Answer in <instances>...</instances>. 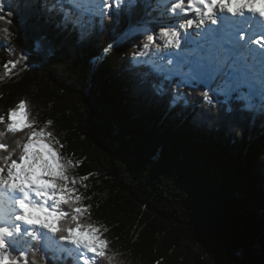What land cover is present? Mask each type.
Returning a JSON list of instances; mask_svg holds the SVG:
<instances>
[{"label":"trees","instance_id":"16d2710c","mask_svg":"<svg viewBox=\"0 0 264 264\" xmlns=\"http://www.w3.org/2000/svg\"><path fill=\"white\" fill-rule=\"evenodd\" d=\"M145 1L84 14L68 0H3L0 109L27 98L32 129L53 121L46 131L70 165L58 227L74 215L69 227L106 242L89 264H264V106L206 101L203 86L134 62L142 36L126 31L163 19ZM29 131L3 141L0 154L12 155L0 173L20 162ZM17 239L6 254L20 264L19 250L29 264H80L40 238Z\"/></svg>","mask_w":264,"mask_h":264},{"label":"snow or ice","instance_id":"6c2138e0","mask_svg":"<svg viewBox=\"0 0 264 264\" xmlns=\"http://www.w3.org/2000/svg\"><path fill=\"white\" fill-rule=\"evenodd\" d=\"M60 2L63 4V0ZM68 3L77 13L84 14H88L93 7H109V0H68ZM256 4L261 6L255 7ZM3 7V0H0V9ZM217 7L220 9L219 12L215 11ZM224 10L230 15H226ZM245 10L253 15L247 16ZM171 11L174 18L182 20V22L171 27L160 28L159 39L164 40L163 48L167 49L171 46L174 49V51L164 53V56L168 58L167 64L173 67L159 69L169 74L165 78H170L174 72H181L186 67L188 75L191 77L188 86H203L206 89L203 93V98L206 101H211L216 95H223L227 99L246 102V107H252L257 99L264 106V0H175L171 4ZM188 13L194 14V17L197 18H188ZM256 14L260 19L256 18ZM66 15L70 16L71 13ZM4 19L5 16L0 15V20ZM206 20L210 21L214 27L206 24ZM193 28L197 30L195 34L188 31ZM156 39L155 32L148 34L146 42L143 43V49L150 50V45L155 44V48L159 52L162 46L155 43ZM105 51L107 52L108 49L106 48ZM137 55H144V52L137 53ZM13 67H15L14 64ZM4 147L5 145H0V149ZM21 163V157L19 163H12V167L15 169L12 182L9 183V181L0 178V186L19 189L21 193L30 191L33 185L29 183L28 187H24L23 181L16 172L17 166ZM26 178L27 174H25ZM65 179L67 177L63 174V180ZM63 189L65 192L69 191L66 186ZM36 192L39 194L40 190L37 189ZM76 199L78 200L79 197ZM24 202L22 199L17 201L21 210ZM62 202L69 203L63 194ZM74 211L80 213L83 209L76 207ZM11 213L14 215L15 221H22L26 225H39L49 233L59 234L60 241L78 247L82 246L87 252L99 256L105 254L103 248H98L96 243L77 240L72 235V228L62 230L57 225L53 230L46 223L29 218L23 210L22 214H16L14 209L11 210ZM64 216L65 213L61 212V217ZM88 228L97 231L91 226ZM15 234L26 236L28 230L22 229L20 224L13 223L11 215L0 216V264H20L16 259H9L6 252L3 251L10 245H19ZM36 236L37 232L31 231V239L37 240ZM100 241L101 246L106 243L103 240ZM19 255L24 258L23 264H29L25 250H19ZM42 258L45 261L47 259L46 256ZM79 259L83 264H89L83 254L79 256Z\"/></svg>","mask_w":264,"mask_h":264},{"label":"clouds","instance_id":"9594fccd","mask_svg":"<svg viewBox=\"0 0 264 264\" xmlns=\"http://www.w3.org/2000/svg\"><path fill=\"white\" fill-rule=\"evenodd\" d=\"M260 6L259 4L255 5V7ZM34 123H36V116L33 115L31 102L27 98H21L14 107L8 108L7 112L0 109V145H4L3 141L8 139L10 134L14 135L22 129L30 130L24 133V136L27 137V142L23 144V155L21 156L22 163L17 166L16 172L23 181L24 187H28L29 183L34 185L35 187L30 190L35 191L37 196H43L47 200L54 201V203L51 206V210H49V208L44 207L43 204H37L33 200H30L29 192H25L21 198L25 201L22 204V210L29 218L46 223L55 230L58 221L62 218L61 212L57 211V205L62 202V194L57 190L58 186L56 180L58 178L64 181L63 166L58 162L56 153L44 143L48 137L52 136V132L46 131V129L52 125L53 121L50 119L46 120L40 125L39 131L32 129ZM53 139L55 138L53 137ZM22 140L23 137L16 140L17 148L20 147ZM45 153L47 154V159L45 158ZM11 155L12 152H9L7 157L0 154V161H6ZM41 160L44 161V165L41 171H38L37 165ZM14 163L13 161V164ZM25 174H27L26 179ZM42 174L47 175L50 179H42ZM63 187H65L64 184L59 185L60 189H63ZM37 189L40 190L39 194L36 192ZM71 206L72 205L69 204V207ZM75 220L76 216H71L70 219L63 223L61 229L67 230L72 228V235L77 240L89 243L94 242L97 245H101V241L95 235V230L87 228L81 231L79 230V224L75 227H69ZM35 239H38V236H36Z\"/></svg>","mask_w":264,"mask_h":264},{"label":"rangeland","instance_id":"374dc122","mask_svg":"<svg viewBox=\"0 0 264 264\" xmlns=\"http://www.w3.org/2000/svg\"><path fill=\"white\" fill-rule=\"evenodd\" d=\"M130 1L131 0H109V7H107V8L101 7V8H96V9L99 10L101 13H104L105 10L108 11L112 7V5L119 6L120 4L129 3ZM145 2H147V5L149 3L151 4V2H157L156 4L159 7V14L163 19L160 23H158L159 25L156 28L153 27L152 25H149V23H146V24L144 23V24H141L139 26L134 25L133 27H131L129 30L126 31L127 34L134 33V34H139L140 36H142V42L140 44L141 47H137V49L135 50V52L132 53L131 56H132L134 62H139V61L140 62H147L148 64L152 65V67L154 69H160V68L168 69L169 67H173V66H169L167 64L168 58L163 56L162 51H159L157 53V50L155 48V44L150 45V50H144L143 49V43L146 42V36L148 34H152L153 32H155V34L157 36L155 43L160 44V45L161 44L164 45V40L159 39L160 28L161 27H171L174 24L181 23L182 20L175 19L174 14L171 11V4L173 2H175V0H146ZM181 15H184V14H181ZM192 15H193L192 18H197V17H194V14H192ZM187 16H188V18H190V16L188 14H187ZM156 18H158V17H156ZM190 30L191 29H189L188 31H190ZM196 31L197 30L193 28L192 33L195 34ZM140 52H144V55L138 56L137 53H140ZM162 72L165 73L167 76L169 75L166 71H162ZM174 76L181 78V80L185 84H188V81L191 79V77L188 75V69L186 67L183 68V70L181 72H174L170 76V78H172ZM220 96H223V95H220ZM257 106H259V100L258 99L253 103L252 107H247V108L252 110V111H255L257 109ZM45 142H47L46 144L49 143L48 144L49 147L56 153V157H57L58 162L63 166V169H62L63 172H67L70 169V165L62 159V156L59 153V149H58L56 142L53 139H51L50 137H48L45 140ZM45 158L47 159L46 153H45ZM41 162H42L41 164L37 165L38 171H41L40 170L41 167L43 168L44 161L41 160ZM11 171H15V169L12 167V165H10L5 171L0 173V178L7 180V181L10 180L9 183H11L12 182L11 180L14 177L13 173ZM42 179L47 180V179H50V177H48L47 175H44ZM59 182H60V180L57 178L56 183H57L58 188H59ZM71 182H72V184L77 183V181H72V180H71ZM4 187H6V186H0V216L7 217V216L12 214L11 210L14 209L13 206L17 207L15 212L18 213L19 205H18L17 201L20 198L18 197V195L16 193H12L14 200H11L10 195L6 194V191H2L3 189H7V187L6 188H4ZM58 188H57V190H58ZM15 190H17V189H15ZM48 201L49 200H47L46 202H48ZM35 203L38 204L39 202H35ZM53 203H54V201L50 200L49 203L44 204V207H47V208H49V210H51V206ZM12 222L15 223V220L13 218H12ZM21 228L27 229L28 235L31 234V231H36L38 238L41 239L42 247L45 250L50 249V250H54L55 252L56 251H64V252H69V253L73 252L74 255H76V258L79 260V262L81 264H83V262L79 259V256L81 254H83V251L80 248V246L78 247L76 245H72V244L66 243V242L64 244H61L60 242L57 241L55 234L49 233L48 230L43 229L39 225H34L33 227H29V226L28 227L27 226L22 227L21 226ZM15 235L17 238H19L20 236H25L22 234H15ZM28 235H26L25 237H28ZM8 239H11V238H8ZM97 247L99 248V245H97ZM3 251L6 252L7 248ZM85 255L84 256L88 259L89 262L93 261L97 257V254H93V253H89V252H86Z\"/></svg>","mask_w":264,"mask_h":264},{"label":"bare ground","instance_id":"6f19581e","mask_svg":"<svg viewBox=\"0 0 264 264\" xmlns=\"http://www.w3.org/2000/svg\"><path fill=\"white\" fill-rule=\"evenodd\" d=\"M215 11L216 12H219L220 11V9L217 7L216 9H215ZM225 11V14L226 15H230V14H227V12H226V10H224ZM245 14L247 15V16H252L253 14L252 13H249V12H247V10H245ZM188 15L190 16V18H192L193 17V15H192V13H188ZM256 18L257 19H260L259 18V15L258 14H256ZM206 24H209V26H212L211 24H210V21H207L206 20ZM212 27H214V26H212ZM195 29V28H194ZM191 32H193V29H191L190 30ZM161 50L160 51H162V53H163V56H164V53L165 52H168V51H173L174 49H172V47H170L169 46V48H167V49H165V48H163V44H161ZM158 53V52H157ZM165 57V56H164ZM165 61V60H164ZM48 142V141H47ZM47 142H45L44 141V143L46 144ZM49 144V143H48ZM47 144V145H48ZM48 147H49V145H48ZM42 162L41 161H39V163L38 164H41ZM40 167V166H39ZM42 168V167H41ZM41 168H40V170H41ZM39 169V168H38ZM12 173H13V176L15 175V171H11ZM43 176L44 175H42V177L41 178H43ZM45 178V177H44ZM10 181V180H9ZM12 181V180H11ZM7 187V186H6ZM6 187H4V188H6ZM35 186L33 185L32 186V188H34ZM4 191H6V194H8V195H10V198H11V200H14V198H13V195H12V193H16L17 195H18V197L21 199L22 197H23V193H21L18 189L17 190H15V189H13V188H10V187H7V189H4ZM8 191V192H7ZM29 199L30 200H33V201H35V202H39L40 204L42 203L43 204V206H44V204L45 203H49V201L48 202H46L47 201V199L45 198V197H43V196H37L36 195V193H35V191H32V190H30L29 191ZM5 200V199H4ZM38 203V204H39ZM12 204V203H11ZM11 206V205H10ZM9 206V207H10ZM13 206V205H12ZM14 207V210H16L17 209V207H15V206H13ZM15 213H17V212H15ZM18 213L19 214H22V210L19 208V211H18ZM17 213V214H18ZM11 216H12V218L15 220V218H14V216L11 214ZM15 223H17V224H20L22 227L23 226H29V227H33L34 225H26L24 222H22V221H15ZM80 248L82 249V251H83V254L85 255L86 254V252H87V250L86 249H83V247L82 246H80ZM86 256V255H85ZM77 262V261H76Z\"/></svg>","mask_w":264,"mask_h":264}]
</instances>
